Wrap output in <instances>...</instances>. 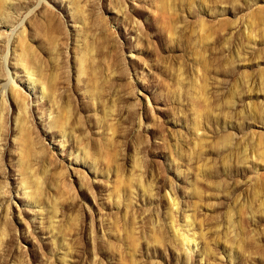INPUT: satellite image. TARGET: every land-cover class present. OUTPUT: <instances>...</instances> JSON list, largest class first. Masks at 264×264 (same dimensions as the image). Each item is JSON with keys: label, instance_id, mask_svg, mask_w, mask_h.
I'll return each mask as SVG.
<instances>
[{"label": "rangeland", "instance_id": "374dc122", "mask_svg": "<svg viewBox=\"0 0 264 264\" xmlns=\"http://www.w3.org/2000/svg\"><path fill=\"white\" fill-rule=\"evenodd\" d=\"M0 264H264V0H0Z\"/></svg>", "mask_w": 264, "mask_h": 264}, {"label": "bare ground", "instance_id": "6f19581e", "mask_svg": "<svg viewBox=\"0 0 264 264\" xmlns=\"http://www.w3.org/2000/svg\"><path fill=\"white\" fill-rule=\"evenodd\" d=\"M12 86L14 85V79L11 81ZM13 88V87H12ZM190 242V241H189ZM193 242V241H192ZM194 243V242H193Z\"/></svg>", "mask_w": 264, "mask_h": 264}]
</instances>
